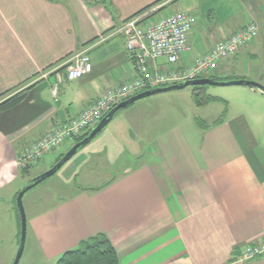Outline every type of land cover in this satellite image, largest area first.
Instances as JSON below:
<instances>
[{"label":"crops","instance_id":"crops-1","mask_svg":"<svg viewBox=\"0 0 264 264\" xmlns=\"http://www.w3.org/2000/svg\"><path fill=\"white\" fill-rule=\"evenodd\" d=\"M168 1L157 8L183 10L179 2ZM151 4L0 0V95L31 87L19 105L0 112L4 228L18 225L19 235L13 205L18 183L33 169L21 172L17 154L132 73L124 39L108 37ZM244 11V18L232 15L214 25L197 22L189 37L191 52L182 64L230 37L252 13L256 38L220 62L214 76L241 73L242 79L264 86V15L246 6ZM184 12L201 15L197 7ZM80 52L88 54L92 70L73 79L61 67ZM56 69L63 80L53 97ZM45 73L51 74L39 79ZM242 87L237 89L238 112L217 124L173 123L159 129L142 151H127V140L135 138L131 131V137L120 135L121 141L99 134L80 149L57 179L65 197L26 217L28 264H55L64 252L99 234L109 240L119 264H264L263 255L240 259L243 248L264 236V95ZM129 112L130 118L137 115ZM98 165L107 171L102 177Z\"/></svg>","mask_w":264,"mask_h":264},{"label":"built area","instance_id":"built-area-1","mask_svg":"<svg viewBox=\"0 0 264 264\" xmlns=\"http://www.w3.org/2000/svg\"><path fill=\"white\" fill-rule=\"evenodd\" d=\"M157 9L159 8L128 19L108 37L124 39L125 50L133 66L132 73L124 75L121 83L114 89L103 91L77 115L53 126L39 139L24 146L17 154L19 170L34 167L62 145L72 142L94 127L118 103L138 93L212 76L220 62L234 57L248 47L258 33L255 22L246 23L227 39L217 41L208 50L201 52L190 64L183 65V56L191 52L189 37L197 23V16L176 11L155 19ZM103 41L104 39L100 42ZM61 68L70 78L79 79L91 72L92 64L88 54L80 52L73 55ZM58 69L54 71L55 83L51 89L53 97L57 93V84L63 80L62 74L57 73ZM49 74L51 73H45L39 79H47ZM262 255L264 256V236L256 244L243 248L240 259L250 260Z\"/></svg>","mask_w":264,"mask_h":264},{"label":"rangeland","instance_id":"rangeland-1","mask_svg":"<svg viewBox=\"0 0 264 264\" xmlns=\"http://www.w3.org/2000/svg\"><path fill=\"white\" fill-rule=\"evenodd\" d=\"M152 1L153 3L160 2V4L165 1L166 4L169 2L168 0ZM174 2H179V6L183 8V12L187 8H199L201 15H197V22L200 24L204 19L205 23L214 25L217 21L222 22V20L228 19L232 15H234L233 17L244 18L247 14L244 11L245 6L249 8L250 12L253 11V14L257 16L259 13L257 10H260L259 14H261V16L264 15V0H251V3L246 0H174ZM172 10L173 8L171 5L167 6L163 11L155 15V19L171 15ZM251 15L250 13L248 14V20L246 19L244 21L243 26L251 21L256 23ZM201 16L202 19H200ZM239 74L241 75V73L236 75L224 74L220 79L223 81L244 80ZM200 87L199 89L197 87L196 90H194V87H188L180 91H170L141 99L125 109L118 111L100 135L110 134L121 141L120 135H127L128 133V137L133 135L135 138H133L132 141H129V139L127 140V151H142L147 146L150 138L163 127H170L176 122H181V126H184L186 123L185 120H189L190 122L193 121V123L199 127H207L221 122L224 119H228L238 112L239 99L241 96L237 93V89H243L242 86ZM209 97L217 100L209 102L207 101ZM196 101L200 103L205 101L206 104L202 107H197ZM129 111H136L137 115L134 118H130V114H128L130 113ZM128 123L129 126H131L129 130ZM130 131L132 135H129ZM71 147L72 142L65 143L32 167L33 169L29 172L28 176L25 177L24 182L21 184L18 183L19 191L26 187L29 181L48 171L59 155ZM97 168H99L97 170L101 177L103 174L105 175L107 173L106 170L100 169L99 165ZM61 169L55 175L24 194L22 205L25 217H30L33 212L40 211L53 204L58 199L65 197L64 192L60 190L61 184H59L57 180L59 176L61 177L63 174ZM13 206L15 207V202ZM16 219L18 224V216ZM17 234L18 225H16L15 228V226L13 227L8 223L4 228V219L3 216L0 215V264L13 263L18 245L11 247V243L19 242ZM27 256L28 246L26 247L25 242L23 253L18 264H28Z\"/></svg>","mask_w":264,"mask_h":264},{"label":"water","instance_id":"water-1","mask_svg":"<svg viewBox=\"0 0 264 264\" xmlns=\"http://www.w3.org/2000/svg\"><path fill=\"white\" fill-rule=\"evenodd\" d=\"M200 86H216V87L244 86V87L254 88L264 95V86L256 82L246 81V80L214 81L210 78H202L191 81H185L183 83L171 85L164 88L143 91L118 103L102 117V119L91 129V131L86 137H84L81 141L75 143L66 153L63 154V156L48 171L35 177L30 184H28L26 187H24L22 190L18 192L15 199V204L20 219V232H19L18 248L15 259L12 264H18L24 249L25 238H26V217L22 205V198L27 191L38 186L48 178L55 175L80 149L89 145L95 139V137H97L103 131V129L109 124V122L112 120V118L118 111L125 109L126 107L132 105L133 103L141 99L153 95L167 93L170 91H180L188 87H200Z\"/></svg>","mask_w":264,"mask_h":264},{"label":"trees","instance_id":"trees-1","mask_svg":"<svg viewBox=\"0 0 264 264\" xmlns=\"http://www.w3.org/2000/svg\"><path fill=\"white\" fill-rule=\"evenodd\" d=\"M100 1L106 2L107 0H100ZM160 5H161L160 2H154L150 6L144 8L143 10H141L139 12H137L132 17L138 16V15L145 13L151 9L157 8ZM165 8H166V5H164L163 7H160L159 9L156 10L155 14L163 11ZM132 17H130V18H132ZM130 18H128V19H130ZM62 70H63V68H62ZM208 78H210L214 81H223L219 78H216L214 75L210 76ZM199 88H201V87H198V89ZM29 89H31V87H28V88H26L20 92H17L13 95H10L8 97H6V96H7L9 91L1 94L0 95V112H5V111L19 105L25 99L26 92ZM196 89H197V87H194V90H196ZM216 100L217 99L212 98V97L211 98L209 97L207 99V101H209V102H211V101L214 102ZM196 104H197V107H202L204 104H206V102L204 101L203 103H200V102L196 101ZM92 128H89L86 132H84L80 136L74 138L72 140V146L75 143L81 141L84 137H86ZM69 149L70 148H68L65 151V153ZM63 154H61L58 157L57 161L63 156ZM30 169L31 168L25 169V170H20V171L26 172ZM31 182H32V180L29 181L28 184H30ZM95 190H98V189H95ZM17 194H16V196H17ZM15 199H16V197H15ZM15 208H16V204H15ZM16 212H17V216H18L19 232H20V219H19V214H18L17 208H16ZM18 237H19V235H18ZM55 264H119V260L117 258L116 252H115L114 248L112 247V245L110 244L109 240L104 235L99 234V235H95L93 237H90L86 240L81 241L75 249L64 252L57 259Z\"/></svg>","mask_w":264,"mask_h":264}]
</instances>
